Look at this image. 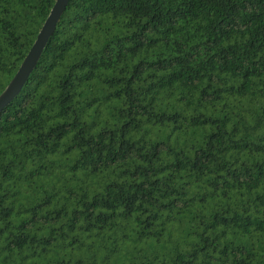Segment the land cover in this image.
Instances as JSON below:
<instances>
[{
  "label": "trees",
  "instance_id": "obj_1",
  "mask_svg": "<svg viewBox=\"0 0 264 264\" xmlns=\"http://www.w3.org/2000/svg\"><path fill=\"white\" fill-rule=\"evenodd\" d=\"M55 0H0V94ZM0 264H264V0H69L0 108Z\"/></svg>",
  "mask_w": 264,
  "mask_h": 264
},
{
  "label": "water",
  "instance_id": "obj_2",
  "mask_svg": "<svg viewBox=\"0 0 264 264\" xmlns=\"http://www.w3.org/2000/svg\"><path fill=\"white\" fill-rule=\"evenodd\" d=\"M69 0H55L46 20L39 30L30 50L6 88L0 94V108L6 105L24 87L60 21Z\"/></svg>",
  "mask_w": 264,
  "mask_h": 264
}]
</instances>
